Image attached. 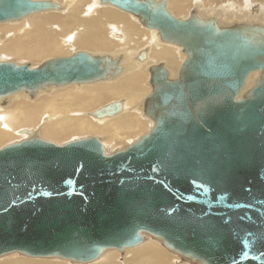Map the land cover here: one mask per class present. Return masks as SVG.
Wrapping results in <instances>:
<instances>
[{
  "label": "water",
  "instance_id": "1",
  "mask_svg": "<svg viewBox=\"0 0 264 264\" xmlns=\"http://www.w3.org/2000/svg\"><path fill=\"white\" fill-rule=\"evenodd\" d=\"M100 1L138 18L185 59L173 78L163 62L149 68L143 115L153 126L123 150L106 154L98 136L57 145L32 135L0 148V256L87 263L148 234L198 264H264V25L220 26L196 9L176 18L167 0ZM49 9L57 5L0 0V23ZM123 58L78 51L34 68L0 61V104L21 92L33 99L45 88L117 78ZM122 109L113 101L92 116ZM193 181L208 194L177 199L194 194Z\"/></svg>",
  "mask_w": 264,
  "mask_h": 264
},
{
  "label": "bare ground",
  "instance_id": "2",
  "mask_svg": "<svg viewBox=\"0 0 264 264\" xmlns=\"http://www.w3.org/2000/svg\"><path fill=\"white\" fill-rule=\"evenodd\" d=\"M33 1H52L57 5V9L33 13L19 21L0 23L1 28L5 27L4 31H0V56L1 59L3 56L9 58V60L0 59V61L21 64L13 60H40L42 57L56 58L63 57V55L67 57L78 51H86L90 54H109L113 57L122 54L124 58L121 66L124 71L117 78L91 84H69L45 88L33 99L26 92L9 96L10 100L6 105L0 104V148L13 143L17 135L24 137L17 141L36 135L40 139L58 145L63 139L74 136L77 138L72 140L79 139V136L80 138H84L81 136H98L105 145H103L105 151L122 146V148L115 149L119 151L148 133L153 122L144 117L143 105L146 96L151 92L149 68L158 62H163L170 72V77L173 78L185 59L182 49L173 44L161 42L157 32L142 26L138 18L109 3H101L100 0ZM199 1L167 0L166 9L173 16L181 19L187 18L190 11L196 9L198 15L203 18L215 17L216 23L220 26L232 25L239 21L257 24L252 18L226 20L222 11H219L220 14L217 16L208 15L207 12L201 11L202 7L198 8ZM209 1L212 0L205 2L201 0L205 5H208ZM251 1L254 0H242L245 3ZM259 1L264 2V0ZM230 6L225 5L224 7ZM253 7L256 8L255 11ZM258 11L257 5L250 8L252 14ZM125 13L135 18L136 23L142 28L153 31L157 43L176 47L177 54H183L182 56L178 54L181 63L178 62L176 51L174 52L173 48L156 46L152 38L153 34L150 35L149 32L143 31ZM220 15L223 16V24H221ZM232 16L230 14V18H233ZM261 19L264 20V16ZM117 38L121 39L120 44L116 41ZM141 51H144L145 59L138 61L137 56ZM148 62L155 63L148 65ZM29 65L31 68L36 67V65ZM257 76L258 72L250 74L246 88L254 83ZM97 83L102 84L88 86ZM71 86L82 87L75 90ZM118 100L123 102L121 113L102 119L92 116V112L96 109ZM134 108L140 111L144 119L152 122L150 127L140 113L134 112ZM164 248L167 250L166 247ZM118 254L116 249H108L92 262L70 263L66 259L29 257L20 253H9L0 256V264H176L175 255L167 253L153 240L143 241L135 247L124 249L122 261L118 259Z\"/></svg>",
  "mask_w": 264,
  "mask_h": 264
},
{
  "label": "rangeland",
  "instance_id": "3",
  "mask_svg": "<svg viewBox=\"0 0 264 264\" xmlns=\"http://www.w3.org/2000/svg\"><path fill=\"white\" fill-rule=\"evenodd\" d=\"M56 1H58V2H60V1H62V0H56ZM204 2L205 1H207V0H203ZM230 1H231V3H230ZM242 0H212L211 2L209 1L208 2V5H205V4H203L202 2H201V0L199 1V3H200V5L198 4V8L200 7H202V9H201V11H204V12H207L208 13V15L210 14V15H212V16H217V14H220V13H218L219 11H222L223 13H224V18L226 19V20H230V19H246V18H252V19H254L255 21L254 22H256V23H263L264 22V20H262L261 18H262V16H264V2H262V1H259V0H257V1H251L250 3H245V2H242ZM253 2V3H252ZM225 3V4H224ZM236 3H237V5H236ZM225 5H231L230 7H224ZM254 5H257L258 7H259V11H258V13H255V14H252L251 12H250V8L252 7V6H254ZM96 6H98V5H96ZM240 6V7H239ZM99 7H105V6H99ZM112 8V7H111ZM199 8V9H200ZM114 9V8H113ZM262 9V10H261ZM117 10V9H116ZM206 10V11H205ZM119 11V10H118ZM120 12H122V11H120ZM242 12V13H241ZM58 14H61V13H59V12H57ZM63 13V12H62ZM122 13H124V12H122ZM230 14H232L233 16V18H230ZM125 15H128V18L130 19V20H132V21H134L135 23L137 22L136 20H135V18H133V17H131L129 14H127V13H125ZM221 16V18H220V21H222L221 23L223 24L224 23V19H223V16L222 15H220ZM248 20V19H247ZM24 21V20H23ZM249 21V20H248ZM143 31H145V32H149L150 33V35H151V33L153 34V40H154V42H155V44H156V46H168V47H171V48H173L174 49V52L176 51V53H175V55H176V57H177V59H178V62L179 63H181V60L179 59V57H178V54L180 55V56H182L183 54L182 53H178L177 54V48L176 47H172V46H169V45H164V44H160V43H157L156 42V38L154 37V32L153 31H151V30H147V29H145V28H142L138 23H136ZM3 29V30H2ZM5 30V27H3V28H1L0 27V31H4ZM117 42H119V44L122 42L121 41V39H118L117 38V40H116ZM77 51V50H76ZM74 52V51H73ZM68 54V53H67ZM69 55V54H68ZM63 56H65V55H63ZM4 58V59H3ZM6 58V59H5ZM48 58H52V56H49V57H42L40 60L39 59H17V60H13V58L11 59V60H13V61H15V62H20V63H23V62H25V63H29V64H32L33 66H38L40 63H42L43 61H45L46 59H48ZM0 59H1V56H0ZM1 60H9V58H7V57H2V59ZM145 63H147V62H145ZM144 63V64H145ZM153 63H155V62H152V63H150V62H148V65L149 64H153ZM180 65V64H179ZM145 71H146V69H145ZM147 73V72H146ZM147 75H148V73H147ZM148 79V78H147ZM147 79H146V82H147ZM116 81V80H115ZM111 82H114V81H111ZM103 83H109V82H103ZM98 84H102V83H97V84H94V85H88V86H95V85H98ZM146 86H147V84H146ZM70 87V86H69ZM73 89H75V90H78V89H80L81 87H79V88H77V87H75V86H71ZM66 88V87H65ZM148 88V87H147ZM61 89H63V88H61ZM149 89V88H148ZM56 90H59V89H56ZM46 94H48V93H46ZM16 95H19V94H16ZM16 95H13V96H16ZM12 96V97H13ZM21 99H23V98H21ZM26 100V99H25ZM34 101V100H33ZM30 102H32V101H30ZM134 112H138V113H140V111H137L135 108H134ZM140 115H141V113H140ZM141 117H142V115H141ZM143 118V117H142ZM92 119V118H91ZM144 119V118H143ZM147 119V118H146ZM146 119H144L147 123H149V127L152 125V122L148 119V120H146ZM93 121H95V122H99V121H96V120H94V119H92ZM151 123H150V122ZM149 127H148V129H149ZM151 128H152V126H151ZM148 131V130H147ZM146 131V132H147ZM145 132V133H146ZM89 136V135H88ZM100 136V135H99ZM23 136H21V135H17V138H16V140H14L13 142H15V141H17L18 139H20V138H22ZM81 137H85V136H81ZM101 137H102V135H101ZM24 138V137H23ZM74 138H77L76 136H74L73 138L71 137V138H68V139H63L59 144L60 145H62L63 143H66V142H68V141H71L72 139H74ZM79 138H80V136H79ZM12 143V142H11ZM56 144V143H55ZM58 145V144H57ZM104 145V144H103ZM105 146V145H104ZM118 148H122V146L121 147H117V148H113V150H107L106 151V154H112L114 151H116L115 149H118ZM143 241H150V240H153V241H156L161 247H163V249L167 252V253H169V254H172V255H175V257H176V260H175V262H176V264H198V263H196L195 261H188V260H186V259H184V258H182L181 256H179L178 254H176V253H174V252H172V251H170L169 249H165L164 248V245H163V243L159 240V239H157V238H155V237H153V236H151V235H148V234H144L143 235ZM158 240V241H157ZM162 244V245H161ZM118 251V250H117ZM119 252V254H118V259L119 260H121L122 261V257H124V250H122V251H118ZM171 252V253H170ZM123 253V254H122ZM17 254H19V253H17ZM23 255V254H22ZM53 258H56V259H61V258H57V257H53ZM65 261V260H64ZM68 262H70V263H72V261H70V260H68ZM74 263V262H73Z\"/></svg>",
  "mask_w": 264,
  "mask_h": 264
},
{
  "label": "snow or ice",
  "instance_id": "4",
  "mask_svg": "<svg viewBox=\"0 0 264 264\" xmlns=\"http://www.w3.org/2000/svg\"><path fill=\"white\" fill-rule=\"evenodd\" d=\"M158 170H159V165H154L152 171L153 172H157ZM193 185H194V194L186 195V196L177 194V199H186V200L192 201V200L196 199L197 195H199V194L207 195L208 192L210 191L209 187L207 185L203 184V183H198L196 181H193ZM42 194L43 195H50V193H42ZM29 198H31V193H29ZM217 199L220 200V201H223V200L226 199V196H220ZM228 206L230 208H233V209L251 207V205H247V204H230ZM241 219H245V217H241ZM227 222H229V221L226 220L225 223H227ZM248 235L252 236L253 234L252 233H248Z\"/></svg>",
  "mask_w": 264,
  "mask_h": 264
}]
</instances>
